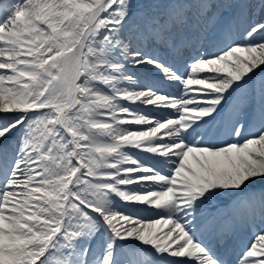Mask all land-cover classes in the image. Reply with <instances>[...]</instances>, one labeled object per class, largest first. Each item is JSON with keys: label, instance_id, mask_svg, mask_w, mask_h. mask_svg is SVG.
<instances>
[{"label": "snow or ice", "instance_id": "6c2138e0", "mask_svg": "<svg viewBox=\"0 0 264 264\" xmlns=\"http://www.w3.org/2000/svg\"><path fill=\"white\" fill-rule=\"evenodd\" d=\"M0 264H264V0H0Z\"/></svg>", "mask_w": 264, "mask_h": 264}, {"label": "bare ground", "instance_id": "6f19581e", "mask_svg": "<svg viewBox=\"0 0 264 264\" xmlns=\"http://www.w3.org/2000/svg\"><path fill=\"white\" fill-rule=\"evenodd\" d=\"M142 75H147V73H142Z\"/></svg>", "mask_w": 264, "mask_h": 264}]
</instances>
